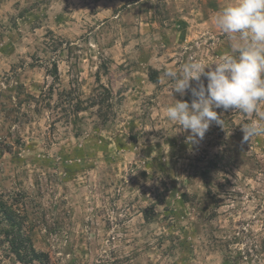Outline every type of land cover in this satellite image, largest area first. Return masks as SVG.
I'll return each instance as SVG.
<instances>
[{"label":"rangeland","instance_id":"374dc122","mask_svg":"<svg viewBox=\"0 0 264 264\" xmlns=\"http://www.w3.org/2000/svg\"><path fill=\"white\" fill-rule=\"evenodd\" d=\"M227 2L0 0V192L50 264H264V135L242 131L258 118L218 108L224 128L190 145L166 113L193 97L165 69L232 54ZM0 264L41 263L5 246Z\"/></svg>","mask_w":264,"mask_h":264},{"label":"clouds","instance_id":"9594fccd","mask_svg":"<svg viewBox=\"0 0 264 264\" xmlns=\"http://www.w3.org/2000/svg\"><path fill=\"white\" fill-rule=\"evenodd\" d=\"M213 24L227 36L232 54L208 65L189 60L179 71H164L173 94L183 96L190 90L193 97L191 103L176 99L166 110L170 121L190 130V145L203 140L213 123L224 128L218 108L256 115L258 120L242 125L244 141L264 135V111L260 109L264 102V0H228L213 17ZM202 76L207 78L206 85Z\"/></svg>","mask_w":264,"mask_h":264},{"label":"trees","instance_id":"16d2710c","mask_svg":"<svg viewBox=\"0 0 264 264\" xmlns=\"http://www.w3.org/2000/svg\"><path fill=\"white\" fill-rule=\"evenodd\" d=\"M52 75L55 78V82L58 83L60 79L56 63L54 64ZM157 79L155 75H151L153 82ZM54 88L51 86L50 91H53ZM105 90L107 91L105 96L101 97L99 101L96 99L95 101H91L88 106L84 105L83 101L77 99L74 102L73 112L79 113L86 110L89 106L92 107L99 103L103 104L104 100L110 97L111 93L108 89ZM69 96H71V93H69ZM74 99L72 100L74 101ZM21 199L22 195L20 193L7 194L0 192V248L7 246L9 253L14 255L21 263L38 261L41 264H50L49 255L46 252L37 250L34 246L30 227L27 226V215L21 208Z\"/></svg>","mask_w":264,"mask_h":264}]
</instances>
